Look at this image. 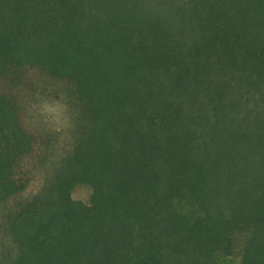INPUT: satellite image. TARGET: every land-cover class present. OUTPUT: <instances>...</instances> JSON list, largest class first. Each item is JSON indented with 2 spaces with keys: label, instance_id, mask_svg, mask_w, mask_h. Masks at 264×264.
I'll use <instances>...</instances> for the list:
<instances>
[{
  "label": "trees",
  "instance_id": "1",
  "mask_svg": "<svg viewBox=\"0 0 264 264\" xmlns=\"http://www.w3.org/2000/svg\"><path fill=\"white\" fill-rule=\"evenodd\" d=\"M236 259L264 264V0H0V264Z\"/></svg>",
  "mask_w": 264,
  "mask_h": 264
},
{
  "label": "rangeland",
  "instance_id": "2",
  "mask_svg": "<svg viewBox=\"0 0 264 264\" xmlns=\"http://www.w3.org/2000/svg\"><path fill=\"white\" fill-rule=\"evenodd\" d=\"M39 113L46 120H48L52 127L62 134L63 139L68 138V130L70 128L71 121L66 114V108L63 104L56 101H48L43 106L40 107ZM43 179L41 176H38L32 185L29 187L27 192L24 194V197H27L31 194L36 193L41 185ZM92 190L87 186H77L72 193V198L81 201L84 204H89L91 200ZM238 264L239 260H233Z\"/></svg>",
  "mask_w": 264,
  "mask_h": 264
}]
</instances>
